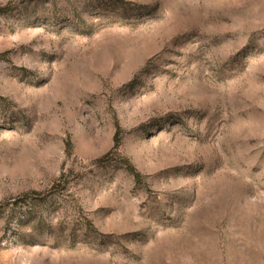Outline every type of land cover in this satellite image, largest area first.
I'll list each match as a JSON object with an SVG mask.
<instances>
[{
  "label": "rangeland",
  "instance_id": "374dc122",
  "mask_svg": "<svg viewBox=\"0 0 264 264\" xmlns=\"http://www.w3.org/2000/svg\"><path fill=\"white\" fill-rule=\"evenodd\" d=\"M0 264H264V0H0Z\"/></svg>",
  "mask_w": 264,
  "mask_h": 264
}]
</instances>
